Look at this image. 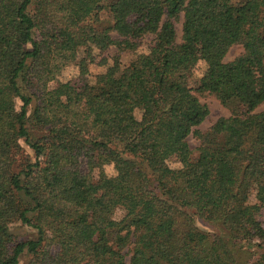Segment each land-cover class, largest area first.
Segmentation results:
<instances>
[{
  "label": "trees",
  "instance_id": "16d2710c",
  "mask_svg": "<svg viewBox=\"0 0 264 264\" xmlns=\"http://www.w3.org/2000/svg\"><path fill=\"white\" fill-rule=\"evenodd\" d=\"M178 18L197 56L173 40L138 51ZM197 93L232 109L205 132ZM263 102L264 0H0V264H264Z\"/></svg>",
  "mask_w": 264,
  "mask_h": 264
},
{
  "label": "rangeland",
  "instance_id": "374dc122",
  "mask_svg": "<svg viewBox=\"0 0 264 264\" xmlns=\"http://www.w3.org/2000/svg\"><path fill=\"white\" fill-rule=\"evenodd\" d=\"M100 18L102 20L101 25L107 26L109 23L107 16L105 13L100 14ZM182 21L180 18H178L177 21H175L172 25L166 24L163 21L155 24L150 25L149 31L143 36V38L140 41L139 49L138 51H145L146 47L154 45V44H164L169 40H173L175 44L181 45L183 50L190 54L191 56L195 57L197 56V49H198V42L196 39L195 34L190 33L182 26ZM242 49L239 46H231L226 54L224 55L223 61L228 62L232 60L233 58L237 57L239 54H241ZM92 56H94L93 62L88 64L87 70L90 75H88V80H92V76L98 72H101L105 65L111 63V57L113 54H115L114 48H109L106 53L103 55L105 58L106 63L104 62L103 65H97L99 62L100 57L96 54V52H93ZM78 56H82V52H79ZM131 59V53L125 52L120 55V61L125 64ZM203 70V63L201 61H198L196 65L194 66L192 70V76L190 78V86H194L196 83V80L199 78L201 72ZM76 75V67L73 65L67 66L61 74L58 76V81L64 82L68 81L74 78ZM196 98L198 99L200 104L205 105L207 108L208 114L205 117L204 121L196 127L197 130L200 132H205L208 130V128L219 118H226L231 113V108L227 106L221 105L212 95L202 93V94H195ZM20 105L19 101L16 100L15 107L18 108ZM254 113H260L264 112V102L260 104L254 111ZM187 145L189 149H195L198 146L199 141L196 140L192 135H188L186 138ZM24 151L27 152L24 145H22ZM168 166L171 168L177 167V164L174 160L170 159L168 162ZM82 171H85V167L83 164L80 166ZM103 171L106 175H112L113 169L111 165L104 166ZM185 212L191 216L193 224L195 227L207 234H216V235H222L223 229L218 224H212L207 223L201 219H199L195 214H193L192 210H185ZM11 231L14 235L15 239H31L34 238V234L31 230L28 228L20 225L19 223L13 224L11 227ZM243 252L244 255L247 256L250 251H255L257 253V249L251 248L247 245H243ZM127 261V258H126ZM26 263V257L21 256L18 259L17 264H25Z\"/></svg>",
  "mask_w": 264,
  "mask_h": 264
}]
</instances>
